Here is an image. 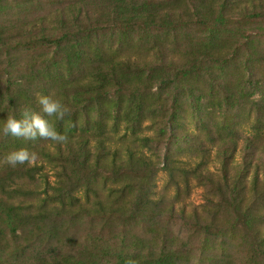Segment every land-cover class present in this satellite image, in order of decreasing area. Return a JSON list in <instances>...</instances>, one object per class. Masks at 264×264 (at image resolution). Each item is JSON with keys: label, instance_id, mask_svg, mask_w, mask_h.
I'll use <instances>...</instances> for the list:
<instances>
[{"label": "rangeland", "instance_id": "374dc122", "mask_svg": "<svg viewBox=\"0 0 264 264\" xmlns=\"http://www.w3.org/2000/svg\"><path fill=\"white\" fill-rule=\"evenodd\" d=\"M38 94L0 264H264V0H0V121Z\"/></svg>", "mask_w": 264, "mask_h": 264}, {"label": "clouds", "instance_id": "9594fccd", "mask_svg": "<svg viewBox=\"0 0 264 264\" xmlns=\"http://www.w3.org/2000/svg\"><path fill=\"white\" fill-rule=\"evenodd\" d=\"M37 102L39 111L24 107L22 110L12 112L6 119L0 121V139L17 138L25 141H35L41 138L56 143H64L68 140L66 134L59 132L52 123V118L64 120L69 114V107L59 97L51 94H38ZM35 153L27 148H19L8 152L3 157V163L10 168L31 163Z\"/></svg>", "mask_w": 264, "mask_h": 264}, {"label": "trees", "instance_id": "16d2710c", "mask_svg": "<svg viewBox=\"0 0 264 264\" xmlns=\"http://www.w3.org/2000/svg\"><path fill=\"white\" fill-rule=\"evenodd\" d=\"M97 160H98V159H97ZM97 163H98V162H97ZM245 169H247L246 166H245Z\"/></svg>", "mask_w": 264, "mask_h": 264}]
</instances>
